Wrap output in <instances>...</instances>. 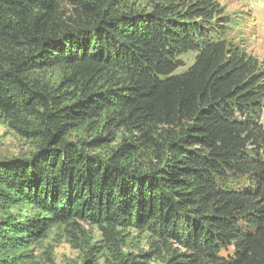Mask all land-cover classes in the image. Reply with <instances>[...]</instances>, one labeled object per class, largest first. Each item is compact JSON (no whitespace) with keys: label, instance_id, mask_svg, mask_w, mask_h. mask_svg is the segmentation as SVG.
Returning <instances> with one entry per match:
<instances>
[{"label":"trees","instance_id":"1","mask_svg":"<svg viewBox=\"0 0 264 264\" xmlns=\"http://www.w3.org/2000/svg\"><path fill=\"white\" fill-rule=\"evenodd\" d=\"M236 21L216 0H0V120L31 145L0 161V211L32 213L0 221V264L56 225L146 234L157 264H264V68Z\"/></svg>","mask_w":264,"mask_h":264},{"label":"rangeland","instance_id":"2","mask_svg":"<svg viewBox=\"0 0 264 264\" xmlns=\"http://www.w3.org/2000/svg\"><path fill=\"white\" fill-rule=\"evenodd\" d=\"M216 1L228 19L237 20V27L229 32V38L264 68V0ZM193 56V53L183 56L184 67L178 73L191 65ZM39 79L53 85L59 80V72L55 69L46 71L39 74ZM261 122L264 128V115ZM30 151L31 145L21 140L8 124L0 120V161L24 157ZM101 151L96 153L106 154V149ZM29 209L26 205H20L11 208L9 212L0 211V221L10 216L31 215ZM79 227L81 231L77 233L76 239H72L66 226L51 227L42 240L26 249L25 254L31 264H124L130 261L135 264H157L156 260L142 256L148 252L152 243L146 234L135 230L119 233L112 247L103 241L95 226Z\"/></svg>","mask_w":264,"mask_h":264}]
</instances>
